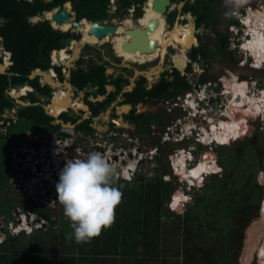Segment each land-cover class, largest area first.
Wrapping results in <instances>:
<instances>
[{"label": "trees", "instance_id": "1", "mask_svg": "<svg viewBox=\"0 0 264 264\" xmlns=\"http://www.w3.org/2000/svg\"><path fill=\"white\" fill-rule=\"evenodd\" d=\"M67 1L0 0V19H5V22L0 25V35L5 38V48L13 53V65L6 72H0V121L4 120L5 125L7 122L12 123L7 133L2 135L8 136L12 141V145L9 146L12 151L16 139L24 137L29 131L52 135L59 126L53 124L55 118L46 112L42 101L35 93H28V97L25 99H29L31 104L22 106L9 95L8 91L29 81L41 96L51 97V89L48 86L42 87L38 78L30 77L32 71L49 69L52 51L63 49L66 38L74 37L78 40L81 38V34L58 31L55 28L64 31L66 29L47 19L34 21L32 17L43 15L46 11ZM206 2L216 4L219 0H207ZM120 3L123 13H127L125 7L133 5L132 0H120ZM108 4L109 0H74L78 19L83 20L82 22L104 20L108 16ZM193 9L196 14H199V23L206 17L207 12L209 13L207 8H203L205 11L201 12L200 8H195L190 4H187L185 8L186 11ZM225 39L227 41V36ZM0 61H2L1 57ZM84 61L83 58L80 59L81 67L72 71L70 81L73 86L79 90H84L90 84L98 86L97 95L108 93L107 86L109 84L115 87V91L111 92L104 102H98L97 105L91 101L88 102L93 107L94 114H100L116 100L117 96L122 93L124 84L129 81L123 77L110 80V77L106 75L105 64L99 65L97 62H91L89 68H83ZM57 70L60 78L65 80L61 68ZM174 73L177 77L176 80L168 81V76L174 75ZM174 73L166 72L160 81L150 89L146 85V79L142 78L141 83L133 92L125 94L127 101L135 105L164 96L167 98L176 97L190 90L187 71L175 70ZM176 84L178 86L172 88ZM11 109H15V115L18 118L15 123L11 115L4 117L6 111ZM61 116L66 122L73 120L68 112L62 113ZM133 117L136 118V116ZM80 128L83 131L93 132V128L87 122ZM258 139H260L258 135H252L245 138L244 141H239L235 150L237 155L241 156L246 145L256 144ZM256 155L258 171L261 172L264 170L263 153L257 150ZM158 162L162 167V173L160 177L152 175L148 182H144L146 177L142 175L134 176V179L130 181L126 179L116 181L111 177V184L120 188L123 193L122 199L115 209V221L90 242L79 243L74 236L67 241L68 235L64 230L60 233L55 231L51 213L43 210L40 203H34L30 207V200L25 199L26 195H24L25 198L19 199L18 193H16L18 199L15 198V195L5 198L8 189H12L6 182L3 183L4 177L0 176L1 215L5 216L7 211L20 207L39 215L44 214L45 218L51 222L45 229L33 230L32 235L25 241H21V238L27 236L25 232L13 235L9 231L10 234H7L6 239L9 241L0 245V249H2L0 250V264H165L164 256L168 251L164 247L168 246L162 245V227L164 226L163 219L171 216L165 203L171 197L174 184L163 179V176L166 177L170 174L168 165L163 158L158 157ZM220 162L226 167L223 159H220ZM10 163L12 165V159ZM225 169L224 179L229 180L236 178L240 167L234 164ZM14 171L12 169L10 174L13 175ZM20 195L23 194L20 193ZM199 215L198 211L187 216L174 215L178 221L176 228L182 240L181 248L178 245L174 247L175 253L179 250L178 255L183 256L182 264H230V261H224V255H229L232 250L234 253L237 248L239 249L237 242H241L243 238V229L249 216L248 205L242 203L230 211L231 220L236 225L231 235L227 237L226 232L220 233L219 229L217 234L212 236L207 247L200 246L196 240L202 219V217L199 218ZM198 221L199 223H197ZM169 247L171 246L169 245ZM60 249L68 250L71 254H60ZM167 249L169 250V248ZM229 257L232 259L231 256ZM233 261L236 263V258Z\"/></svg>", "mask_w": 264, "mask_h": 264}, {"label": "rangeland", "instance_id": "2", "mask_svg": "<svg viewBox=\"0 0 264 264\" xmlns=\"http://www.w3.org/2000/svg\"><path fill=\"white\" fill-rule=\"evenodd\" d=\"M263 1L264 0H219V2H217L214 6V17L216 20V26L221 31L226 32V35L230 37V48L231 47L234 48L236 50L235 52L238 53V55L241 54L242 56L246 57L249 54L246 53L245 50H242L237 46V44H240V42L244 43L245 39L243 35H246V34L244 33V31L237 32L238 30H240L241 27H243L241 23L242 21L240 20L242 15L235 11L240 9L242 6L245 7L244 4H249V6L255 5L259 7ZM176 7H179L180 9H182L183 7L182 2L180 3L179 0H175L171 8H176ZM255 11H258V10H255ZM153 15L154 14H152V16ZM106 18H108V16ZM106 18L105 20H108ZM234 20H238V21L240 20L241 21L240 25H236V26H233V28H231L230 23ZM164 21H165V16L163 17V22ZM108 22L109 23L104 22V24L105 23L110 24V20H108ZM116 22H113V23L116 24ZM141 25L145 26L144 24H141ZM170 25L172 24L169 23L168 28L171 27ZM154 28H156V26ZM231 29H234V31ZM201 30L206 33L209 40L211 41L215 40L214 38H210V37H215L213 31L210 28L209 30L207 29H201ZM79 32L82 33L80 30ZM248 35H250L248 36V38L251 39V34H248ZM82 37H83V34H81V38ZM80 40H77V41H80ZM93 46H95L94 48L96 49H100L102 54H105L106 57H110L111 59H114V60L117 59L118 57L113 52L121 53L124 55V50L121 48V46H118L111 42H107L103 45L95 44ZM93 50H94L93 48H90V49L83 48L82 52L79 51V55L77 59L72 61L73 62L72 64L75 65V68L79 67L77 66V64H75V62H77L78 59L80 58V54L82 55L83 53H85V55H87V54L93 53L92 54L93 56L91 57L98 59V54L95 53V50L94 51ZM111 53L112 55L115 56V58H113ZM185 53H187V50ZM178 54L179 52L170 50L169 56H167L165 59L166 61L164 62L160 61L159 64H162V63L165 64V68L167 69L170 68L171 67L170 65H172V63L174 62H176L177 64H180V62L184 61V58H180L178 60L177 58ZM130 62H133V61L130 60ZM223 63L225 65L229 64L227 61ZM126 65L131 66L132 64L129 63L128 61ZM225 65H224V68L226 67ZM261 67H264V66H261ZM121 68L122 66H118V67L112 66L110 70L112 73L117 74L119 72L118 70H120ZM234 69L236 71H242L243 73L244 72L248 73L254 76V78H257V77L259 78L260 76L264 74L263 72L264 68H261L263 70L257 71V70H252L248 68L247 66H244L243 68L235 66ZM1 70L6 71V68L2 69L1 67ZM147 70L148 69H144L141 72H143L144 75L149 78V76H147V72H148ZM159 72L157 75H159ZM66 82H69V78H67V80L63 83L65 84ZM231 88L238 93L237 88L233 87L232 85H231ZM82 92L84 93V96H86V91L84 90V91H79V93L77 94L75 92L74 97L76 96V98L81 99V101L83 102L84 96L80 95V93ZM233 96H236V95L234 94ZM251 96L254 97L256 95H251ZM100 97L104 98L105 95L100 96ZM43 98H47V97H43ZM90 98L95 101L97 99L95 97H90ZM20 100L24 102H29L28 99H25V96L24 97L21 96ZM239 100L240 98L238 99V101ZM242 101H243V98H242ZM185 103L186 105L183 103L181 106H178L176 110H174L178 112L177 115L178 114H180V116L184 115V117L182 118L183 120L182 124L176 127L177 130L174 133H171L170 131L167 130L164 136L166 139L174 142L175 144H172V146L177 147V148H180V147L181 148L182 147L193 148V145L194 146L197 145L198 146L197 152H192V155L191 154L189 155L190 158L195 163H197L198 160L201 159L203 155L207 153L213 154L212 158H217L219 173L213 174V173H217L215 172L217 171V168L215 170H211V173L212 171H214L212 174H210V171H208L209 172L208 175L204 174V173H207L205 170L201 171L198 180L196 181V183H194L197 186L191 187L190 182L188 183L182 177L179 178L176 175L178 172L174 170L176 169V167L174 166L173 162L177 160L179 155L173 154L174 156L173 155L171 156L172 157L171 159H173L172 167L171 165H168L170 174H168L166 177L163 176L164 180L165 179L169 180L173 182L174 184V188L171 193L169 202L166 203V207L168 209L167 211L170 212L171 216L163 219L164 226L162 227V235H163L162 245L168 246V247H164L168 251L164 256V261H165L164 263L165 264H182L184 260L183 256L178 255L179 250L177 253H175L174 247L178 245L179 248H181L182 240H181V236L179 237V233L176 228V223H178V221L176 219V216L174 215L180 214L182 216H187V215H191L195 213V211H198L200 213L199 218L201 219L202 217V219L200 220L201 225L199 227V230H200L199 234L196 235V232H195L196 240L200 246L207 247L209 245V241L211 240L212 236H215L219 229H220L219 230L220 233L226 232L227 237L231 235V233L234 231L233 229L236 228V225H235V222L231 220L230 211L238 207L240 204L246 203L249 209V216H248V220L245 223V228L243 229V238L241 242H237V245H239V249L237 248L234 253L232 250V253H230L229 255H224V261L225 262L230 261L229 262L230 264H233V263L234 264H260V263L262 264L261 261L263 260L258 253H259L261 246L263 245L262 242L264 240V214H263L264 213L263 211L264 210V184L262 183V179L264 177V170L261 172L258 171L256 151L258 150L263 153L262 165L264 167V113L263 112L259 113L255 109L251 110L252 115L251 117H247L246 121L248 120L249 121L248 123L245 124L247 126L246 127L247 130L243 133H238V134H235L233 136H229L223 139V141L225 139H229L231 141L237 138L236 140L244 141L245 138L249 136L258 135L260 139L256 141L257 143L247 144L242 155L239 156L237 155V152L235 151L236 148L238 147L237 143L239 141L230 142L229 145L227 146L213 143L212 148L210 150L208 149L209 147H203L199 145L198 143L196 144V142L194 141V137H193L195 136V134L193 131H191L193 132V134L191 135L193 140L188 139L189 141H185L184 139L181 143L176 142L175 138L179 139V138H182L183 133L185 134L190 133L188 132L190 129L187 124L192 123V118H193L191 114L192 108L187 102ZM229 103L230 102H227V100L224 99L223 105L224 107H226V110L223 109V111L227 112V110H229ZM42 104H43V107H48L50 105V102L47 103L46 101H44L42 102ZM151 105H152L151 103L145 104L147 108L151 107ZM183 105H185V107ZM213 108L216 111L218 110L217 108H215V105ZM235 109L237 113L236 115L243 114L242 108L241 109L235 108ZM189 110L191 111V113ZM84 111H87V110H84ZM8 112L11 114H14V111H12V109L8 110ZM76 112L77 111L73 109L71 110L69 109L68 113L70 115L76 116ZM48 113L50 112L48 111ZM213 113L214 111L211 112L210 115H208L209 116L208 119L211 118ZM4 117H5V114H4ZM56 117L55 119L57 120L55 122L61 123L59 120L60 117L59 116L57 118ZM173 118L174 117H172V119ZM101 121L99 122L103 123ZM227 121H230V120H229V117L226 115V119L225 118L221 119L219 123L216 120H213L212 125L213 124L220 125ZM195 122L197 124V128H196L197 130L200 129L201 132L205 131V128H204L205 125L202 123V120H197ZM68 124L69 122L62 127L61 131H64L66 133H72L73 135L69 136L66 140L63 139L62 140L63 142H60V143L61 144L63 143V146L69 145L68 146L69 148L62 149L63 152L61 153L62 154L61 156H59L60 153L55 155L56 157H58V159L57 158L55 159L57 161L55 162V165H59L61 160H65L66 158L64 159L63 157H66L67 154H69V157L71 158H75V157L81 158L80 156H83V158H86V155L88 153L95 151V152L101 153L106 159V161L110 165H112L114 169L112 177L116 181H121V180L124 181L125 178L131 179V178H134V176L136 177L139 175L146 177L144 182H148L149 179L152 177V175H157L160 177V174L162 173V167L159 165L158 160L155 159L157 157L155 158L152 157L154 154L153 152H155L156 150V147L155 145L151 146L152 145L151 141H146L143 143L139 137H136L134 134L130 133L129 131L124 130L122 127H120V129H116L115 131H113V132H116L115 133L116 135H118L115 139L111 133L105 132L104 129H102L101 127L99 130V134L97 136L89 137V136H86L84 133H75L70 128L72 126L71 125L69 126ZM99 126H102V124H100ZM209 131L212 132L211 129ZM5 133H4V128L1 127L0 128V176L4 177L3 183L6 182V184H8V187L12 189V190L8 189V192L5 193V198L10 197V195L12 196L15 195V198H17L16 193L19 194L18 195L19 199L25 198L24 195H26L25 199L30 200V207L33 206L34 203H40L41 207L44 208V209L42 208L43 210H47L48 212L51 213L52 221L54 222V228H55V231H57V233H60V231L62 230H64L67 233V235L68 233L73 232V229L71 226L72 221L68 217L65 216L64 206L58 201V192L56 189V183L59 180L58 176H59L61 169L55 168L57 166L49 167L51 165L53 166L54 163L52 161L51 165H49L50 162L49 163L47 162L46 167L43 166L42 170L44 171V174L46 175L47 178L49 176L50 177L52 176L55 179L53 180L50 178L49 180L41 181L39 180L40 178H35L37 176H34V174L38 175L37 169L34 168V166L31 167V164L33 163L32 161H35V160L40 161V159L46 158L47 150L49 149L48 147L50 145L52 147V150H50V153H54L56 150L59 152V147L57 143H55V140L57 139L56 133L53 132L52 136H47V137L44 136L42 140H39L41 135H36V134L28 132L25 134L24 137L20 139H16V143H15V147L13 151L12 149L11 150L9 149V146L12 145V141L9 139L8 136H2ZM32 139L38 142H41V143H38L35 147L34 141ZM199 139L202 140L203 138L199 136ZM52 142H54L55 144L54 146L52 145ZM223 144L225 143L223 142ZM25 150H27V152ZM84 150L86 151V153ZM33 152L35 153L36 156L32 154ZM80 152H82V154H80ZM139 152H142V153L144 152L145 156L147 157V159H145L143 162H139L140 157L142 156V154ZM201 152L205 154L201 155ZM131 153H134V155H131ZM184 153L188 156L187 150L184 151L183 154ZM38 155L40 156V158ZM130 156L134 157V159L127 162L126 160H128ZM11 159H12L13 167L10 163ZM220 159H223V163L226 164V167L233 166L234 164L240 167L239 174L236 175L235 179H229V180L224 179L225 173H226V169H225L226 167L223 166L224 164H221ZM202 164L200 162L199 164L195 166L194 169H190V171L198 170L199 168L202 167ZM128 165L132 168V171L130 170L131 172L130 176H127L126 172H124V169L128 168L127 167ZM12 169L13 171L15 170L13 172V175L10 174ZM53 171H56V172L52 173ZM56 173L58 174V176L56 175ZM203 174L206 176L204 178L205 179L204 182L202 183L203 178L201 182H198L200 177ZM14 180H16L15 182H17V184H14ZM21 180L24 183L22 184L21 187H19L18 183H20ZM110 183H111V180H110ZM9 184H11V186H9ZM33 186H36L35 190L37 192L33 193V196H32L30 188H32ZM33 191L34 190H32V192ZM20 193H22L23 195H20ZM184 197H187V199H184ZM4 200H8V199H4ZM172 201L176 205L179 204L177 207L175 206L176 209L174 210H172L173 208H175L173 207ZM11 211H7L6 213L7 215L5 216L0 214V245H2L3 242L4 244H6L9 241L6 239H7V234L8 233L10 234V232L13 235H18V234H21L22 232H25L27 234L26 238L25 237L21 238V241H25L32 235L33 230L41 229V228L45 229L51 224V222H49L45 218L44 214L39 215L37 213H33L30 210H26L20 207H18L16 210L11 209ZM197 223H199V221ZM48 230H51V229H48ZM36 233H39V232H36ZM69 239L70 238L67 237V241H69ZM169 245L171 247H169ZM167 248H169V250ZM59 252L60 254H63V253L71 254L70 251L63 250V249H60ZM229 256H231L232 259ZM235 258H236V263L233 261V259ZM222 260H223V257H222Z\"/></svg>", "mask_w": 264, "mask_h": 264}, {"label": "flooded vegetation", "instance_id": "3", "mask_svg": "<svg viewBox=\"0 0 264 264\" xmlns=\"http://www.w3.org/2000/svg\"><path fill=\"white\" fill-rule=\"evenodd\" d=\"M33 1V0H32ZM147 1V2H146ZM153 1L154 0H132L133 5L131 7H125V9L127 10V13H123L124 11L121 10V3L120 0H118L117 2V10H114L113 8H109V4H108V17L109 19L112 21L111 24H114L113 22H116V25H120L125 19L128 18H132V20L135 21V23L137 25L140 24H144L149 25L151 21L154 20L153 16L150 15V6L153 5ZM173 3V0H171ZM180 1V0H179ZM207 0H185V1H180V3H184L182 9H180L179 7L176 8H171L173 4H171L170 8H169V12L165 15V21L163 22V17L164 15L160 14L158 16L157 19V24L156 26V30H161L162 33L166 32L168 29L172 30L174 29V27L180 26L183 27L182 29L184 30V32L186 31V28H188L189 24L193 25V37H194V41H193V45L187 49V53L182 54V52L178 49L175 48L173 46H169V49L167 50L166 53V57L169 56L170 50H174L175 52H179L178 54V60L180 58H184L183 62H180V64H177L176 62L172 63V65H170V68H165V64H161L162 65V69L159 72V75H154V79H150L148 77H146L144 74L139 73L144 69H151L159 66V62L161 61V57H158V59H156L153 62L150 63H145L144 65L138 63L137 61H135L133 59V56L126 50L124 49L122 46L121 48L124 50L125 55H127L130 59H132L135 63L136 66H134L132 69L133 70H126L123 67L118 70L119 72L117 74L113 73L112 75L115 76L114 79L118 78V77H125V75H128V77L126 79H128V83H125L123 86V90H122V102L119 104L120 108L126 104L131 105L132 107L129 109V111H123L121 112L122 114H117V110L115 109V106H112V103L110 104V106L103 112L100 114H94V109L93 107L90 106V104L88 103L89 101L93 102L95 105H97L98 102H104L107 97L109 96V94L113 91H115V87L114 85H112L114 87L113 90H108V94L105 95V97H97L95 96V98H97V100H92L90 99L89 96H84L83 98V102L81 101V99L76 98V96L74 97V94L76 92V94L79 91H84V90H77L75 86H73V84L71 83V75L68 76L66 75V73H69L68 71L71 72L73 70L78 69L79 67H81L80 65V59H82V56H80V58L78 59V62H75V64H77V66L72 70H69V68L73 67V64L70 65V67L66 68V73L63 72V68H65L64 66H58L57 64H61V62L59 61V56H62V53L67 54L70 57H74V59L71 60L70 64L72 63V61L76 60L78 55H79V51H80V47L85 44V43H90V44H99V45H103L100 42L99 43H91V42H86L84 41V38H80L77 41V39H75L74 37H68L64 40V47L63 49H57V52L54 54V63L53 64L51 61V71L50 72H45L44 70H40L37 76H35L34 78H38L41 86H42V82H44L45 86L42 87H46L48 86L51 89V97H50V105L48 106V111L50 113L46 112L51 115V116H59L60 117V122L61 123H56L55 121L57 119H55L53 121V124L55 125H59L58 128L54 131V133H56V136L60 133V132H64L61 131L62 127L64 125H66L68 122L64 121V119H62L61 115L62 113L65 112H69V109H73V110H78L76 112V116L70 115L69 116L73 119L72 121H69V126L71 125L72 127H70L75 133H84L86 136L89 137H93V136H97L99 134V130L100 127L102 129H104L105 132L107 133H111L112 136L114 137V139L118 136L113 132L116 129H120V127H122L124 130L129 131L130 133L134 134L136 137H139L140 140L144 143L146 141H151L152 145L156 147L155 152H153V156L152 157H157L155 159L158 160V157H162L164 162L167 165H171L172 167V160L171 159L173 154L178 155L181 150L180 148L174 147L172 146V144H175L174 142L168 140L165 138V132L168 130V127L173 126L175 129V131L177 130L176 127L180 126L183 122L182 118L183 116H180V114L177 115L178 112L174 111L176 110V108L178 107L177 105L173 106V102L175 101V97H159V98H154L151 99L149 102L143 103H137V104H132V102L127 101V98L125 97V94L128 92H133L138 85L141 83L142 78L146 79V85L149 88L150 86H154L158 81H160V79L162 78V76H164L166 74V72L169 73H174L175 70H180V72H185L187 71V81L188 84L190 85L191 88L193 89H198V88H208V87H223V98L225 100H227L228 102L230 101H235L238 100L237 98H240L239 94H237L236 96H233V90L231 88L230 82L231 84H234L233 82L235 80H237V84L242 85L244 83H246V90L247 93L249 95H258L261 94L264 91V74L262 76H260L259 78H254V76L248 74V73H243L242 71H236L234 68L236 67H240L243 68L244 66H247L248 68L252 69V70H263L261 68L264 67H258L255 64V58L248 53L249 51H246V53H248L249 55H247L246 57L242 56L241 54L238 55V53H236L234 48H230V37L226 35V32L221 31L217 26H216V20L214 17V6L215 4L211 3L209 4L208 2H206ZM68 5V7L71 8V16L72 18H74L76 21L81 22L79 25V28H75L73 25L70 28V23L71 22H66V23H59V25H62L63 28L66 29V31L62 30V29H57L58 31H62V32H71V33H80L79 30L81 31V26L84 23H91L89 21H84L83 20H79L78 19V13L77 10L75 9L74 6V0H68L67 2H65L64 4L58 5L54 8H52L49 11H46L43 15H37L32 17V20H34V18L36 17H40L39 20H43V19H47L50 22L53 20H50L47 18V14L49 12H53L55 10L59 11L63 5ZM187 4L192 5L195 8H200L201 12H204L205 10H203V8H207L209 10V13L207 12V15L205 18H203V20L199 23V14H196L193 10H189L186 11L185 8L187 6ZM148 5V6H147ZM245 7H241L240 9L236 10L235 12H238L239 14L242 15L241 17V21L239 20H234L232 21L231 24V28H233V26L236 25H240V22L242 23V26L240 28V30H238L237 32L240 31H244V33L246 35L244 36V43L246 42V40L250 39L248 38V34H251L252 37V33H251V27L247 25V23L245 22V20L252 16V12L255 10H263L264 11V1L261 3V5L258 6H253L249 4H244ZM145 6V7H144ZM202 9V10H201ZM141 10V13H140ZM175 13V14H174ZM145 14H147V16H145ZM173 15V16H172ZM235 15V14H234ZM35 21V20H34ZM5 22V19H4ZM4 22H0V25H2ZM57 23V22H56ZM170 25L171 27L168 28V25ZM52 24V23H51ZM215 24V25H214ZM234 24V25H233ZM103 25H109V24H103ZM253 27V26H252ZM209 28L213 31L215 37H210V38H214V41H211L208 39L206 33L204 31H202L201 29H207L209 30ZM69 29V30H68ZM249 29V30H247ZM234 31V29H231ZM82 32V31H81ZM250 32V33H249ZM83 34V33H80ZM116 33H114L113 35H109L112 38L111 43H114L116 45H118L117 43L114 42V36ZM227 36V41L225 39V37ZM4 39V41L1 43V40ZM68 39H71V43L70 45L66 43V41ZM244 43L240 42V44H237V46L244 50L243 46ZM105 44V43H104ZM5 38L3 36L0 35V55L1 57L7 58L10 57L12 60V55L13 53L11 51H8L5 48ZM72 46V47H71ZM119 46V45H118ZM180 46V45H179ZM71 47V48H70ZM88 48H92V45H88ZM86 47V48H87ZM237 47V48H238ZM89 48V49H90ZM181 48V46H180ZM68 49V51L66 50ZM73 49V51H72ZM56 51V50H54ZM96 51V50H95ZM53 53V51H52ZM52 53H51V58H52ZM71 53V54H70ZM118 57V56H117ZM165 57V59H166ZM163 60L166 61V60ZM91 61L94 59H90ZM118 62L124 61L121 58H117L116 59ZM13 61V60H12ZM203 61V63H202ZM227 61L229 64L225 65L223 62ZM131 64H133L132 62H129ZM8 63H6L5 65H2V67L6 68V65ZM247 64V65H245ZM255 64V65H254ZM224 65L226 66L224 68ZM58 68H61L62 70V74L65 77V80H62L60 78L59 72H58ZM89 68V67H88ZM140 68V69H139ZM46 70V69H45ZM48 70V69H47ZM137 70H139V72H136ZM264 72V71H263ZM139 73V74H138ZM50 74V78H48L46 75ZM135 74H138L135 77ZM132 78L135 77V84L134 86H131V76ZM67 78H69V82L72 84V86L69 85L68 82H66L65 84L63 82H65L67 80ZM172 78V79H171ZM176 75L174 73V75H170L168 76V81H175L176 80ZM230 81V82H229ZM233 81V82H232ZM227 82H229V85L227 84ZM262 83V84H261ZM91 86V85H89ZM178 85H173L172 88H176ZM151 87V88H152ZM171 88V90H172ZM13 89V88H12ZM10 89L8 91L9 95L11 97L14 98L13 95H11L10 91L12 90ZM150 89V88H149ZM35 90V88L33 86H29L27 85L26 88V92H21L22 90H17V92H21L22 93V97H28V92L29 93H35L38 92L35 90V92H33ZM250 92V93H249ZM61 93H66V100L70 102V104L68 105L67 109L64 111H61L59 113H53L52 109H50L51 107H53L55 105V102H51L52 98L53 101L54 99L57 97V95H60ZM26 94V95H25ZM98 94V93H97ZM41 96V95H40ZM104 96V95H101ZM41 97H47L49 98V96H41ZM190 98V97H189ZM28 101H30L28 99ZM42 101V100H41ZM127 101V102H126ZM43 102V101H42ZM47 102V100H46ZM190 103L193 104V100H189ZM48 103V102H47ZM152 104L151 107L145 106V104ZM238 103V102H237ZM143 106H142V105ZM236 104V103H235ZM87 105L89 107V109H87V111H84L86 109H84V107L86 108ZM140 105L142 107H140ZM111 108V111L108 113V109ZM154 107V108H153ZM45 108V107H44ZM166 111H165V109ZM176 113V115H175ZM182 115V114H181ZM133 116H136V118H134ZM54 117V118H55ZM56 117V118H57ZM172 117H174L172 119ZM121 118L120 122H114V119H119ZM103 121H101V120ZM75 120V121H74ZM99 121L103 122L100 123ZM87 122L88 125H90L93 128V132L90 133L89 130L87 131H83V129H81L80 127H82L84 125V123ZM100 124H102V126H99ZM29 133H33L36 135H41L39 140H42L44 138V136H52V135H48L46 133H35L32 131H29ZM66 133V132H64ZM69 134V136H72V133H66ZM69 136L63 138V139H67ZM57 141L55 140V143H57L58 147H59V152L56 150L54 153H50V150H52L51 145L48 147L49 151L47 150V156L46 158L40 159L39 160H35L32 161L33 163L31 164L32 166H35L37 171H38V175L34 174V176H37L35 178H40L39 180L41 181H45V174L44 171L42 170L43 166L46 167V163L50 162L49 165H51V162L53 161L54 165L49 166V167H54L57 166L55 168L58 169H62L63 166L65 165L67 159H69L67 156L69 154L66 155V157H63L65 160H61L59 165H55V162H57L55 159L58 157H56V154H59V156H61L62 154V149H67L69 148V145H65L63 146V143L61 144L60 142H63V139H59L58 136L56 137ZM34 141V145L36 147V145L38 142L34 139H32ZM64 140V141H65ZM150 144V143H149ZM52 145L54 146V142H52ZM80 147V146H79ZM168 147V148H167ZM61 150V152H60ZM85 151V150H84ZM186 151V150H185ZM158 152V153H157ZM86 153V151H85ZM142 154V158L143 160H141L140 162H143L145 159H147V157L145 156V153L143 152H139ZM188 153V151H187ZM34 156L35 153H32ZM80 154H82V152H80ZM149 154V152H148ZM131 155H134V153H131ZM39 156V155H38ZM149 156V155H148ZM174 156V155H173ZM83 159V156H80ZM189 154H188V159L189 160ZM40 158V156H39ZM132 159H134V157L130 156L128 158V161H131ZM36 161H38L36 163ZM187 162V161H186ZM41 163V165H40ZM171 163V164H169ZM174 164V162H173ZM169 167V166H168ZM56 171H53L52 173H55ZM49 173V172H47ZM56 175L58 176V174L56 173ZM50 177V176H49ZM59 177V176H58ZM51 179H55L54 177H50ZM49 182V181H48ZM31 189L34 190V193L37 192L36 186H33ZM33 196V195H32ZM40 198V197H39ZM35 199V198H34Z\"/></svg>", "mask_w": 264, "mask_h": 264}, {"label": "bare ground", "instance_id": "4", "mask_svg": "<svg viewBox=\"0 0 264 264\" xmlns=\"http://www.w3.org/2000/svg\"><path fill=\"white\" fill-rule=\"evenodd\" d=\"M152 6L153 5L150 6V12H151L150 15L154 14L153 18H154V20H157L160 13L154 11L152 9ZM52 15H53V12L52 13L49 12L47 14V18L52 20ZM145 16H147V14H145ZM52 22L54 24H59V23H56L55 21H52ZM245 22L247 23L248 26L251 27L250 31L252 33V37H251V39L247 40V42L244 44L243 48L245 51H249L248 53H250L255 58V64L258 67L264 66V11L263 10L253 11L252 16L248 17L245 20ZM105 26H107L108 28ZM112 26H115V25L109 24V25L101 26V25H97L95 23L94 24L93 23H84L81 26V31L83 33L84 41L91 42V43H99L100 42L101 44L111 42L112 38L109 35H102V34L104 32H114V33H116L114 36V42L117 43L119 46H122L124 49H126L133 56V59L140 64L153 62L156 59H158V57H161L160 60L163 61L166 57V53H167V50L169 49V46H173L175 48H178L182 52V54H184L187 50L186 48H189V46L191 47L193 45L192 43L194 41V37L192 36L194 33V30H193L194 27L192 24L188 25L189 27L186 28L185 32L182 29L183 27H180L177 25H176V27H174V29H172V30L168 29L164 33H162L161 30H156L155 28H153L150 31L148 37L152 41H155L158 44V47L154 51H151L152 53H143L138 49L133 50V49L127 48L125 46V44H127L130 40V35L125 33V31L129 28L133 29L137 26V24L135 23L134 20H132V18L127 17V19H125L120 25H116L115 27H112ZM71 27H72V25L70 23V28ZM103 27H105V28H103ZM91 28H92V30H91ZM179 45L181 46V48ZM54 54H53V62H54ZM72 59H74V57H70L65 53H62V56H59V61L60 62H61V60L66 61V65L69 67L71 65L70 62ZM53 64H55V63H53ZM2 69H5V68L2 67ZM161 69H162V65L159 64V66L151 68L150 70H148L147 75L149 76L150 79H154V75L158 74V72L161 71ZM40 70L41 69L33 70L31 77L37 76L39 74L37 72H39ZM44 71L46 72V70H44ZM70 75H71V72L69 71V76ZM46 76L48 78H50L51 75L47 74ZM229 82H227L228 85H229ZM233 83L234 84H231V82H230V85L237 88L238 93L240 95L239 97L241 100L239 106H236V107L239 109L242 108L243 114L236 115L237 113L235 111L236 110L235 109L236 108L235 103H237L239 101L238 100L237 101L236 100L230 101L229 110H227V112H226V115L229 117L230 121L224 122L220 125L213 124L211 126L212 132H210L208 130V132L205 133L206 142L214 140L218 144L223 145V142L226 144L230 140L225 139L223 141L224 138L229 137V136H233V135L238 134V133H243L247 130V128H246L247 126L245 124L248 123V121H249V120L246 121L247 117H251V115H252L251 110L255 109L259 113H261V112L264 113V91L261 94H258V95L253 97L247 93L246 83L239 85V84H237V80H235ZM29 86H30V84H29ZM42 86H45L44 82H42ZM26 88H27V85L22 86L21 88H19V90H22L21 92H26ZM21 92H17V90H15L12 93L18 97V96L22 95ZM233 93L235 95L238 94L234 90H233ZM36 94L38 97H40L39 92H36ZM66 95H67L66 93H61L60 95H57V97L54 99V101L52 98V100H51L52 104H53V102H55V105L50 108V109H52L53 113L56 114V113H59V112L67 109L70 102L66 100V98H65ZM41 98H43V97H40V99ZM49 98H47V102L50 101ZM242 98H243V101H242ZM237 99H239V98H237ZM189 100L190 101L193 100V104L190 103ZM42 101H46V100L43 98ZM186 102L191 106V108H192L191 111L193 112V109L196 108L198 103L196 101H194L193 98L192 99L187 98ZM84 109L87 110V108H85V107H84ZM125 109H128V107ZM14 117H15V114H14ZM221 119H223V118H220L218 121H220ZM225 119H226V116H225ZM10 125H11V122L9 125H5V124H2L0 121V126L2 128H4V133H5V131L7 133L8 127ZM191 135L190 134L184 135L182 138H179V139L175 138V141L180 142L184 139H192L193 140ZM199 135L202 136V134H199ZM207 135H209V137ZM193 137H194V141L197 144L199 142L198 137L197 136H193ZM236 139L231 140V142L239 141ZM197 150H198V146L195 145L192 148V150L188 151V154L192 155V152H197ZM25 151L27 152V150H25ZM184 151L185 150H181V153L178 154L179 156H178L177 160L174 162V166L176 167V169H174V170H176V172H178L182 176V178L187 179L186 181H188V183L190 182L191 185H195L194 183H196V181L198 180L201 171L205 170L206 172H208V171L211 172V170H215L218 167L217 158H212L213 154L207 153V156L203 157L204 159L201 161V164L203 163L202 167L196 171L195 170L190 171V169H194L197 164L194 165L192 168H189L188 166H186L185 163H186L188 156L185 153L183 154ZM67 157L69 159H71V157H69V155ZM37 162L38 161H36V163ZM31 167H33V166L31 165ZM34 168H36V167L34 166ZM130 174H131L130 170H126V175L130 176ZM202 178H203V175L200 177L198 182H201ZM49 179H50V177H48L47 180H49ZM182 197H183V195H182ZM178 205H176V207ZM262 243H263V245L261 246L258 254L260 255V257L263 260V261H261L262 264H264V240Z\"/></svg>", "mask_w": 264, "mask_h": 264}, {"label": "clouds", "instance_id": "5", "mask_svg": "<svg viewBox=\"0 0 264 264\" xmlns=\"http://www.w3.org/2000/svg\"><path fill=\"white\" fill-rule=\"evenodd\" d=\"M104 22L109 23L108 21H104ZM111 23L112 21H110V24ZM66 50L68 51V49ZM54 53H56V51H53L52 58L50 57L52 63H54L53 62ZM0 63L2 65H5L7 62L5 63L4 59L2 58V61ZM58 66H62V65L59 64ZM9 68L7 64L6 71ZM66 68L67 67H65V69ZM49 70L51 69L49 68ZM0 71L2 70L0 69ZM21 87L22 85L19 87L13 88L10 91L11 95H14L12 91H15L16 89H19ZM213 88L217 89L219 92L223 89V87L222 88L221 87L219 88L218 87H208L207 92H210V90ZM193 90H194L193 88H190V90H188L187 92L179 96H181L185 100L186 94L193 92ZM239 104H240V100L238 103L235 104V107L239 106ZM192 117H193L192 123L187 124L190 129L188 131L190 132L189 134L191 135L194 132L195 136H197L198 139H199V136L203 138L202 140H199L198 144L203 147H209V146H206V135H205V133L208 132V129L210 130L209 124L204 119H201L200 117H194V116ZM197 120H202V123L205 125L204 126L205 131L201 132L200 129L198 130L196 129L197 124L195 121ZM189 134L183 133L182 135H189ZM199 134H202V136ZM207 136L209 137V135ZM182 141H180V143ZM185 141H189V140L185 139ZM230 142L231 141H228L226 144H223V145L227 146L229 145ZM214 143H217V142L214 141ZM219 145H222V144H219ZM180 150L190 151L192 150V148L182 147L180 148ZM205 153L201 152V155ZM204 156L205 155H203L202 158ZM202 158L199 159L197 163L193 162V160L190 158L186 162V166H188L189 168H192L194 165L199 164L202 161ZM141 160H143L142 156L140 157L139 162ZM127 167L128 168H125L126 170L132 171V168L129 165ZM125 169H124V172H126ZM113 172H114V169L112 165H110L106 161L104 156L99 152H95V151L90 152L86 155V158H83V159L79 157L67 159L65 165L60 170L59 180L56 183V189L58 192V201L64 206V214L66 217H68L72 221L71 226H72L73 232L68 233V238L71 239L74 236L75 240L78 243L79 242H90L93 238L101 235L104 229L110 227L114 223L115 209H116V206L120 203L123 193L120 190V188L113 186L110 183ZM213 172L214 171H212V173ZM215 172L217 173H213V174L219 173L218 167H217V171ZM212 173L210 172V174ZM204 174L208 175L209 172L204 173ZM204 174H203L202 183L204 182L205 180L204 178L206 177ZM176 175L179 178L182 177L179 173H177ZM125 179L128 181L132 180V178L131 179L125 178ZM184 180H187V179H184ZM190 186L194 187L197 185L190 184ZM174 209H176V207L173 208L172 210Z\"/></svg>", "mask_w": 264, "mask_h": 264}, {"label": "water", "instance_id": "6", "mask_svg": "<svg viewBox=\"0 0 264 264\" xmlns=\"http://www.w3.org/2000/svg\"><path fill=\"white\" fill-rule=\"evenodd\" d=\"M171 4H172L171 0H154L152 9L165 16L169 12V7ZM183 4L184 3H182V5ZM39 19H40V17L34 18L35 21H37ZM52 20L57 22V23H60V24L66 23V22H71V25H73L75 28H79V25L81 23V22L76 21L74 18H72L71 8L68 7L67 4L63 5V7L59 11H57V10L53 11ZM0 22H4V19L1 18ZM103 22L104 21H102V20L91 21V23H93V24L95 23V24L101 25V26H103L102 25V24H104ZM156 24H157V20H153L150 22L149 25L143 26V25L139 24L133 29H130V28L127 29L125 31V33L130 35V40L127 44H125V46L127 48H130L133 50L138 49L143 53H152L151 51H154L155 49H157L158 44L155 41H152L148 36H149L150 31L155 27ZM105 27H107V26H105ZM105 27H103V28H105ZM112 27H115V26H112ZM91 30H92V28H91ZM113 34H114V32H104L102 35H113ZM3 41H4V39L1 40V43ZM66 43L70 45L71 39H68L66 41ZM189 48H190V46H189ZM189 48H186V49H189ZM202 63H203V61H202ZM61 65L64 67H67V68L69 67L66 65V61H64V60H61ZM50 71L51 70H49V69L46 70V72H50ZM1 72H5V70H2ZM29 84H30L29 81H26L23 85L25 86V85H29ZM69 84H70V86H72V84L70 82H69ZM13 96L17 100V103L19 105H22V106H29L30 105V103H26V102L20 100L21 96H18V97L15 95H13ZM85 106L87 109H89V107L87 105H85ZM124 107L125 108L128 107V109H130L132 106L126 104V105H124ZM45 109L48 111V107H45ZM57 136L59 139H63L65 137L69 136V134H66L64 132H60ZM205 156H207V154H205ZM262 183L264 184V177L262 179Z\"/></svg>", "mask_w": 264, "mask_h": 264}, {"label": "built area", "instance_id": "7", "mask_svg": "<svg viewBox=\"0 0 264 264\" xmlns=\"http://www.w3.org/2000/svg\"><path fill=\"white\" fill-rule=\"evenodd\" d=\"M117 2L118 0H109V8H113L114 10H117ZM8 60V61H7ZM5 63H8V68L13 64V61L11 60L10 57L4 58ZM59 65V64H58ZM2 67V64L0 63V69ZM63 72L66 73V69L63 68ZM67 75V73H66ZM223 89L219 92L217 89L213 88L210 90V92H207V88H198V89H194L193 92H190L188 94H186V99L184 100L181 96H178L175 98V101L173 102V106L177 105V106H181L183 103L186 105V101L187 98L190 97V99H194V101H196L198 104L196 106V108L193 109V112L190 113L192 114V116L194 117H200L201 119H204L208 124L209 127L211 129L212 126V121L216 120L219 123V119L220 118H225L226 116V112L223 111V109L226 110V107H224L223 105ZM228 102V101H227ZM185 105H183L185 107ZM214 105L215 108H217L218 110H214ZM12 111H14L15 114V109H12ZM213 115L211 116L210 119H208V115H210L211 112H213ZM8 115L13 116L14 114H11L8 112V110L6 111ZM5 114V117H7L8 115ZM2 124H5L4 120L1 121ZM10 122H7L6 125H9ZM175 128L173 126L168 127V131H171V133H174ZM170 133V134H171ZM184 135H182L183 137ZM200 140V139H199ZM214 143V141H209L206 142V146H209L208 149L211 150L212 148V144ZM46 180L48 179L45 176ZM16 180H14V184H17V182H15ZM24 182L21 180L20 183H18L19 187L22 186ZM31 189V188H30ZM33 189H31V193L33 195L34 191L32 192Z\"/></svg>", "mask_w": 264, "mask_h": 264}, {"label": "crops", "instance_id": "8", "mask_svg": "<svg viewBox=\"0 0 264 264\" xmlns=\"http://www.w3.org/2000/svg\"><path fill=\"white\" fill-rule=\"evenodd\" d=\"M106 19H108V20H110L109 19V17L108 18H106ZM108 20H102V21H108ZM111 21V20H110ZM104 23V22H103ZM106 24V23H105ZM88 45H92V48L94 49V50H97V51H95V53H97L98 54V59H95V58H92L91 56H93L92 54H87V55H85V53H83L82 55L80 54V56H82V58L85 60L84 61V63L82 64V67L83 68H88L89 66H90V63L91 62H97L99 65H104L105 64V67H106V75L108 76V77H110V80H114V77L115 76H113L112 74V72H111V70H110V68H112V66H115V67H118V66H122L124 69H126V70H133L132 68L134 67V66H136L134 63V61L132 60V59H130L127 55H125V53H124V55L123 54H121V53H117V52H113V53H115V55L116 56H118V58H122L124 61H122V63L121 62H118L116 59V61L114 60V59H111L110 57H106L105 56V54H102V52L100 51V49H96V48H94L95 46H93V45H95V44H90V43H85V44H83V46H81L80 47V51L82 52L83 51V48H86ZM90 48V47H89ZM88 47L86 48V49H89ZM93 50V51H94ZM111 55H112V53H111ZM113 56V58H115V56L114 55H112ZM90 59H94V60H90ZM130 60L131 61H133L132 63V65L131 66H129V65H126L127 64V62L129 61L130 62ZM1 62V61H0ZM78 62V61H77ZM73 63V62H72ZM72 63H71V65H72ZM107 63V64H106ZM123 64V65H122ZM142 65H144V64H142ZM133 66V67H132ZM130 67H131V69H130ZM157 67V66H156ZM74 68V64H73V67L72 68H69V70H72ZM148 71V70H147ZM1 72V71H0ZM6 72V71H5ZM136 72H139V70H137ZM2 73H4V72H2ZM139 73H142V74H144L143 72H139ZM138 73V74H139ZM138 74H135V77L138 75ZM148 76V75H147ZM31 77V76H30ZM128 77V75H125V77H124V79H126ZM135 77H133V80H132V78H131V81H132V83H131V86H134V84H135ZM31 78H34V77H31ZM91 86H89V87H87V88H85V91H86V96H89V97H95V96H97V97H99V96H101V95H97V93H98V90H99V87L98 86H95V85H92V84H90ZM17 87H19V86H17ZM149 88H151V86L149 87ZM77 90H79L78 88H76ZM107 89L108 90H113L114 89V87L112 86V85H108L107 86ZM33 92H35V90L33 91ZM79 93V92H78ZM108 93H106V94H104V95H107ZM80 95L81 96H84V93L82 92V93H80ZM36 96H37V94H36ZM38 97V96H37ZM122 97H123V95H122V93L120 94V95H118L117 96V98H116V100L112 103V105H114L115 106V109L117 110V114H122L121 112H125L126 110H128L129 111V109H126L125 110V107L124 106H122L121 108L119 107V104L122 102ZM40 98V97H39ZM43 98H41L40 100H42ZM45 100H47V98H44ZM91 99V98H90ZM93 100V99H92ZM97 100V99H96ZM44 102V101H43ZM27 103H30L31 104V102L29 101V102H27ZM131 106V105H130ZM143 106V105H142ZM142 106H140V107H142ZM75 111H79V109L78 110H75ZM111 111V107L108 109V113ZM12 118H13V122L15 123V122H17V120H18V118H17V116L15 115V117H14V115L12 116ZM121 118H119V119H114L113 121L114 122H120L121 120H120ZM11 125H12V123H11ZM10 125V126H11ZM9 126V127H10ZM1 127V126H0ZM8 127V128H9ZM6 134V133H5ZM170 178V177H169ZM132 179H134V178H132ZM166 180V179H165ZM167 181V180H166ZM169 202V201H168ZM168 202H166V203H168ZM166 203H165V207H166ZM167 208V207H166Z\"/></svg>", "mask_w": 264, "mask_h": 264}, {"label": "snow or ice", "instance_id": "9", "mask_svg": "<svg viewBox=\"0 0 264 264\" xmlns=\"http://www.w3.org/2000/svg\"><path fill=\"white\" fill-rule=\"evenodd\" d=\"M184 199H187V197H184ZM176 206V204L175 203H173V207H175Z\"/></svg>", "mask_w": 264, "mask_h": 264}]
</instances>
